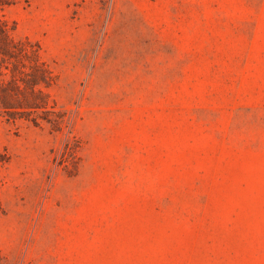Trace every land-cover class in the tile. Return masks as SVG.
I'll return each mask as SVG.
<instances>
[{"label":"rangeland","instance_id":"374dc122","mask_svg":"<svg viewBox=\"0 0 264 264\" xmlns=\"http://www.w3.org/2000/svg\"><path fill=\"white\" fill-rule=\"evenodd\" d=\"M60 131L0 112V264H264V0H20Z\"/></svg>","mask_w":264,"mask_h":264},{"label":"trees","instance_id":"16d2710c","mask_svg":"<svg viewBox=\"0 0 264 264\" xmlns=\"http://www.w3.org/2000/svg\"><path fill=\"white\" fill-rule=\"evenodd\" d=\"M20 0H0L9 6ZM15 24L0 17V112L7 119L60 131L68 125L66 110L51 97L56 80L42 57L40 45L28 37H15Z\"/></svg>","mask_w":264,"mask_h":264}]
</instances>
